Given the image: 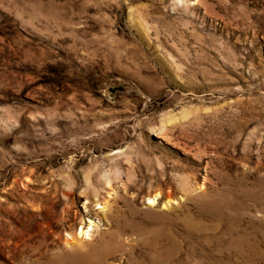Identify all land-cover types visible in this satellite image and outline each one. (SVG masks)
<instances>
[{
  "label": "rangeland",
  "instance_id": "374dc122",
  "mask_svg": "<svg viewBox=\"0 0 264 264\" xmlns=\"http://www.w3.org/2000/svg\"><path fill=\"white\" fill-rule=\"evenodd\" d=\"M72 254L264 264V0H0V264Z\"/></svg>",
  "mask_w": 264,
  "mask_h": 264
},
{
  "label": "bare ground",
  "instance_id": "6f19581e",
  "mask_svg": "<svg viewBox=\"0 0 264 264\" xmlns=\"http://www.w3.org/2000/svg\"><path fill=\"white\" fill-rule=\"evenodd\" d=\"M83 195H84L83 197L87 199V201H86V209L91 214L92 209L90 208L91 203L89 202L90 200H89L88 194L87 193H84ZM158 197H159V195H156L153 198V200L151 201L152 204H157ZM167 199H168V202L167 203L170 204V201L172 200L171 193L170 192L168 193ZM96 205L100 207L98 209H102L103 211L107 210V207H108L107 205H105L103 207V206H101L100 203H98ZM89 222L91 223V221H89ZM83 235H84V232L82 233V231H81L79 233V237H81ZM86 235H89V233L87 232ZM72 255L73 256H67V257H63L62 259H60L61 263L62 264H86L87 263V255H84V256H77L75 254H72Z\"/></svg>",
  "mask_w": 264,
  "mask_h": 264
}]
</instances>
